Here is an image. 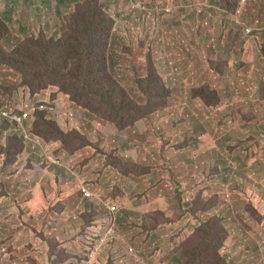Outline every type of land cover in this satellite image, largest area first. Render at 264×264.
Segmentation results:
<instances>
[{"label": "rangeland", "instance_id": "374dc122", "mask_svg": "<svg viewBox=\"0 0 264 264\" xmlns=\"http://www.w3.org/2000/svg\"><path fill=\"white\" fill-rule=\"evenodd\" d=\"M226 1L95 0L92 14L89 0H0V44L7 52L34 36L64 54V44L41 38L57 39L71 25L72 40L90 49L94 32L86 20L98 23L108 72L122 77L126 94L139 105L132 120H121L85 105L88 98L80 101L60 80L32 85L25 72L1 65L0 109L22 111L28 101L55 105L53 113L33 111L27 123L46 146L55 145L50 155L0 120L1 264L74 263L73 251L83 249V226L106 211L103 201L117 205L121 237L104 246L94 264H264L261 84L250 82L244 97L231 95L236 81L241 86L232 31L240 24L248 31L264 26V0H240L236 10L233 0ZM248 6L261 17L248 11L256 24L244 17ZM245 36L252 43L257 38ZM243 58L249 77L251 52ZM225 60L221 74L216 68ZM150 63L172 89L166 102L133 88ZM204 83L219 91V104L187 101L190 90ZM153 101L159 103L140 117ZM70 111L83 114V122ZM250 111L253 118L244 120ZM57 127L64 132L47 135ZM82 182L93 199L81 193Z\"/></svg>", "mask_w": 264, "mask_h": 264}, {"label": "trees", "instance_id": "16d2710c", "mask_svg": "<svg viewBox=\"0 0 264 264\" xmlns=\"http://www.w3.org/2000/svg\"><path fill=\"white\" fill-rule=\"evenodd\" d=\"M231 1L232 0H227L226 2L231 3ZM94 2L95 0H89L90 5ZM239 4L240 0H233V4H230V8L236 10ZM90 5L88 9H90L89 11L93 14L96 7L93 9L92 5L91 7ZM252 8L253 6H248V10L245 11L244 17L250 19L251 23H255L254 17L251 19L250 15L254 16L257 12H252ZM258 16L259 19H261L259 14ZM86 23L89 24L94 32L93 36L90 38V49L78 38L72 40L76 34V26L71 25V31L62 27L63 34L57 39L53 36L47 38L46 35H43L41 38L49 43L57 45L64 44L66 49L64 54L51 51L42 43H39L36 37L33 36L23 42L21 46H16V48L10 52H7L0 44V67L3 63L8 62L18 71L25 72V76L30 79L29 81L32 85L39 83L42 84V87H45L47 86L48 80H60L57 82L60 83L62 89L73 93L80 101L88 98V101H83V103L93 110L99 111L107 109L114 112V116H119L121 120H132L136 116L139 105L132 101L126 94L120 82L122 77L117 78L108 72V60L106 56L107 42L97 33L99 30L98 23L94 20H86ZM5 28L7 29V27ZM246 29V26L240 24L238 25V31L236 33L232 31V34H234L233 38H235V42L238 43V50L236 53L239 58L237 67L239 68L238 78L241 82V86L239 82L236 81L234 91L231 95L234 99L241 95L244 97L245 94H247L244 89L250 87V82L256 81V84H261V87L258 88L264 98V26L258 23L255 29L248 32ZM244 34H255L257 38L252 43L248 41L247 36ZM2 36H5V32L0 28V38ZM231 42L232 39L227 41V45H230ZM249 52H251V66L252 68L255 66V68H253V71H251L248 77L243 67L248 64L249 61H245L243 57ZM228 63L229 62L226 60L224 63L221 62L216 68L218 72L224 74V69ZM250 78L252 81H250ZM3 88L7 91L10 90L8 86ZM133 88L139 92L150 90L153 96L163 98L165 102L172 95V89L170 85H168L163 71L159 73L154 63L152 66L151 63L149 64L146 76L138 77L133 82ZM190 95L191 97L187 98L188 102L196 100L200 102L204 101L208 108L210 104H219L222 100L219 91L212 88L210 83L197 85L190 90ZM8 103L9 101L6 105ZM158 103L159 101L150 102V105H148L140 117L148 116ZM214 107L216 106L214 105ZM239 110L242 112L240 108ZM241 116L244 120L250 121L254 113L250 111ZM47 126L50 127L49 122ZM199 127L203 128L202 125ZM61 132L64 131L58 127L56 130L48 128L47 135ZM31 134L34 139L39 138L42 144H45L44 138L33 135L32 132ZM252 137L253 136L250 135L246 139ZM56 173L58 172L56 171ZM114 214L117 221L121 214L118 213V211ZM90 227V221L83 226L80 235L83 243H85L88 236L91 235ZM73 252L77 257L79 256L78 250H74Z\"/></svg>", "mask_w": 264, "mask_h": 264}, {"label": "built area", "instance_id": "2783aa9c", "mask_svg": "<svg viewBox=\"0 0 264 264\" xmlns=\"http://www.w3.org/2000/svg\"><path fill=\"white\" fill-rule=\"evenodd\" d=\"M39 108L55 111L54 105L41 104L40 106H36L35 104H28L27 109H24L21 114L19 112L13 113L9 110H4L3 114L7 118H12L15 121L23 123L31 120L32 112ZM81 192L85 197H91L93 195L86 186H81ZM116 210V204L108 205V213L102 220L91 223V235L88 236L85 243L82 241L83 249L78 252L79 256L72 264H94L103 247L121 237L116 227L117 221L114 214ZM129 252L134 254V248L129 247Z\"/></svg>", "mask_w": 264, "mask_h": 264}, {"label": "clouds", "instance_id": "9594fccd", "mask_svg": "<svg viewBox=\"0 0 264 264\" xmlns=\"http://www.w3.org/2000/svg\"><path fill=\"white\" fill-rule=\"evenodd\" d=\"M246 31H247V29H246ZM28 104H35L36 106H40L41 104H47V105H53V104H48V103H46V102H39L38 104L37 103H33L32 101H29L28 103H26V109H27V106H28ZM55 106V105H54ZM25 109V110H26ZM4 110H9V111H11V112H19L20 114L24 111V109L22 110V111H20V110H18V108L16 107V106H6V107H4V109H0V115L5 119V121L6 122H11V123H13L14 125H15V127H16V130H17V134L18 135H21V136H25V137H27V138H29V139H32L33 138V136H32V134H31V132L28 130V128H27V123H28V121L27 122H23V123H20V122H18V121H15V120H13L12 118H7L4 114H3V112H4ZM37 110H40V111H45V112H48V113H53L54 111H49L48 109H41V108H39V109H37ZM36 112V111H35ZM32 119V118H31ZM32 142L33 141H31L28 145L29 146H31L32 145ZM52 161V160H51ZM56 161L55 160H53L52 161V163L53 164H56V165H59V164H57V163H55ZM59 166H62V165H59ZM81 186H86L89 190H90V188H89V186L86 184V183H84V182H82L81 183ZM81 186H80V189H81ZM91 191V190H90ZM92 192V191H91ZM82 193V192H81ZM93 193V192H92ZM85 197V196H84ZM94 198V193H93V195L91 196V197H85V199L86 200H90V199H93ZM112 204H115V203H112ZM108 205H111V204H109V203H107L106 201H103V204H101V207L103 208V209H105L106 211H101V214H96L95 216H94V218L92 219V220H90V222L92 223V222H100L101 220H102V218L108 213ZM116 212H117V210H116ZM118 229V228H117ZM99 256V255H98ZM1 264V263H0Z\"/></svg>", "mask_w": 264, "mask_h": 264}, {"label": "crops", "instance_id": "0c3cea01", "mask_svg": "<svg viewBox=\"0 0 264 264\" xmlns=\"http://www.w3.org/2000/svg\"><path fill=\"white\" fill-rule=\"evenodd\" d=\"M247 32H248V30H247ZM72 112H73V111H70L71 116H75L80 122H83V119H84L83 114L80 115V113H79L78 111H76V113H75V112L72 113ZM0 120H5V119L0 115ZM17 135H18V134H17ZM18 136H19V135H18ZM23 137H24L25 142H26L27 144H29L31 141H33V142H32V146H33L34 148H36V149H40V150H42V152H43V151H46L48 154L50 153V150L53 149L54 146H55V145L46 146L45 144L43 145L42 142H41V140H40L39 138H36V139L32 138V139H29V138H27V137H25V136H23ZM49 155H50V154H49ZM49 155H48V157H50ZM51 169H52V167H51Z\"/></svg>", "mask_w": 264, "mask_h": 264}]
</instances>
